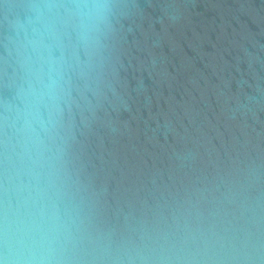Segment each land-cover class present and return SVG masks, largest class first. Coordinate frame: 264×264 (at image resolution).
Returning <instances> with one entry per match:
<instances>
[{
    "label": "water",
    "instance_id": "95a60500",
    "mask_svg": "<svg viewBox=\"0 0 264 264\" xmlns=\"http://www.w3.org/2000/svg\"><path fill=\"white\" fill-rule=\"evenodd\" d=\"M0 264H264V0H0Z\"/></svg>",
    "mask_w": 264,
    "mask_h": 264
}]
</instances>
